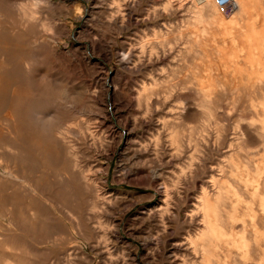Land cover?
Wrapping results in <instances>:
<instances>
[{
    "label": "rangeland",
    "instance_id": "obj_1",
    "mask_svg": "<svg viewBox=\"0 0 264 264\" xmlns=\"http://www.w3.org/2000/svg\"><path fill=\"white\" fill-rule=\"evenodd\" d=\"M7 1L0 264H264V0Z\"/></svg>",
    "mask_w": 264,
    "mask_h": 264
},
{
    "label": "bare ground",
    "instance_id": "obj_2",
    "mask_svg": "<svg viewBox=\"0 0 264 264\" xmlns=\"http://www.w3.org/2000/svg\"><path fill=\"white\" fill-rule=\"evenodd\" d=\"M9 5V3H8V1L7 0H0V24H1V21H2V17H3V10H4V8L5 7H7ZM15 11H16V13L19 15V16H17V17H19V18H21V25H27V24H31V22H33V20L36 22V18H34V13L36 12H34V11H30V9H29V7L28 6H25V4L24 5H22V4H15ZM34 12V13H33ZM6 17V16H5ZM38 20V19H37ZM39 22V21H38ZM35 24V23H34ZM40 25V28H41V26L43 25V24H39ZM1 26V25H0ZM34 26H36V25H34ZM43 28V27H42ZM43 30V29H42ZM46 31H47V29H45ZM44 30V31H45ZM46 38V37H45ZM50 39V38H49ZM51 42V41H50ZM44 97V100H47V101H54V102H58L59 100H61V97H60V95H58V96H55V97H52V98H49L48 96H43ZM41 101H44L43 99H40ZM34 102H36V101H39V100H36V99H34L33 100ZM41 101H39V102H41ZM56 134H57V137L59 138L60 136H61V134H62V131H60V130H57V132H56ZM4 170V169H3ZM10 171V170H9ZM11 172V171H10ZM4 173V172H3ZM7 172H5V174H6ZM2 174V173H1ZM9 175V174H8ZM12 175V174H11ZM59 175V174H58ZM58 175H56L57 177H58ZM60 175H62V174H60ZM1 176V175H0ZM3 176V175H2ZM10 176V175H9ZM65 176H66V174H65ZM71 176H73V175H71ZM6 177V176H5ZM12 177V176H11ZM61 177V176H60ZM9 178V177H8ZM16 178V177H15ZM19 178V177H18ZM11 179V178H10ZM59 179H61V181H62V178H59ZM65 179V178H64ZM21 180H24V179H21ZM20 180V181H21ZM25 181V180H24ZM28 181V180H27ZM19 182V181H18ZM28 183V182H27ZM21 184H22V182H21ZM25 185V184H24ZM30 185V184H29ZM28 185V186H29ZM68 185V184H67ZM28 186H27V188H28ZM66 186V185H65ZM67 188V187H66ZM85 189V188H84ZM29 190H31V189H29ZM36 193V192H35ZM66 195V194H65ZM68 195V194H67ZM67 197V196H66ZM66 199V198H65ZM72 212V211H71Z\"/></svg>",
    "mask_w": 264,
    "mask_h": 264
},
{
    "label": "built area",
    "instance_id": "obj_3",
    "mask_svg": "<svg viewBox=\"0 0 264 264\" xmlns=\"http://www.w3.org/2000/svg\"><path fill=\"white\" fill-rule=\"evenodd\" d=\"M214 5L223 13L230 14L234 6V0H213Z\"/></svg>",
    "mask_w": 264,
    "mask_h": 264
}]
</instances>
